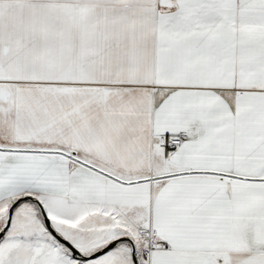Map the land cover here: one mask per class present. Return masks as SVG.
<instances>
[{"label":"snow or ice","instance_id":"6c2138e0","mask_svg":"<svg viewBox=\"0 0 264 264\" xmlns=\"http://www.w3.org/2000/svg\"><path fill=\"white\" fill-rule=\"evenodd\" d=\"M0 264H264V0H0Z\"/></svg>","mask_w":264,"mask_h":264}]
</instances>
